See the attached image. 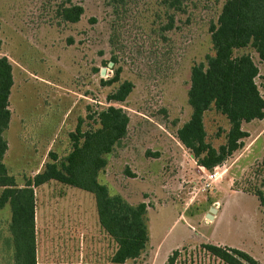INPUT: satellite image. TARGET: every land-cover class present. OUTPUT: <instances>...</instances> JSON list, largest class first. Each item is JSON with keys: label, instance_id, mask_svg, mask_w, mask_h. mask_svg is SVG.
I'll return each instance as SVG.
<instances>
[{"label": "rangeland", "instance_id": "obj_1", "mask_svg": "<svg viewBox=\"0 0 264 264\" xmlns=\"http://www.w3.org/2000/svg\"><path fill=\"white\" fill-rule=\"evenodd\" d=\"M62 1L0 0V56L13 71L3 134L9 174L21 185L50 161L49 152L57 161L67 155L78 124L94 129L99 111L119 107L129 117L127 133L106 156L98 181L130 204L144 202L149 229L145 250L125 264H165L175 249L174 264H226L203 247L207 239L264 264V213L253 194H264V117L242 124L248 134L242 145L211 171L177 138L191 113V66L214 54L210 25L224 0H189L181 10L164 0H71L84 9L76 23L54 13ZM241 54L258 67L255 83L264 99V61L251 46L234 51ZM117 69L119 80L106 83ZM123 81L132 83L131 92L123 102L109 101ZM202 120L206 141L218 148L228 120L213 106ZM34 199L40 261L110 263L117 244L101 228L91 193L50 180L34 188ZM10 221L6 204L0 210V264L21 263Z\"/></svg>", "mask_w": 264, "mask_h": 264}, {"label": "trees", "instance_id": "obj_2", "mask_svg": "<svg viewBox=\"0 0 264 264\" xmlns=\"http://www.w3.org/2000/svg\"><path fill=\"white\" fill-rule=\"evenodd\" d=\"M122 0H113V3ZM189 0H164L173 10H181ZM83 7L71 0L58 4L54 13L62 22L76 23L83 14ZM173 24L170 17L168 28ZM210 39L214 54L206 63H195L190 69L187 102L191 108L189 119L177 130L178 140L190 150L196 163L207 171L222 164L241 145L248 135L243 123L264 117V99L255 83L258 67L249 54L234 56L236 49L251 46L264 61V0H224L215 24L210 25ZM113 34L110 42H113ZM115 62V61H114ZM117 69L106 81L119 80ZM264 89V76L262 77ZM13 86L12 65L6 56H0V210L8 204L11 210L10 231L20 264H36L34 222V188L50 180L81 189L93 195L101 228L117 244L108 264H125L135 260L149 243L148 217L144 202L130 204L120 194H110L108 187L98 181L99 173L107 165L106 156L126 136L128 115L119 107L108 106L97 113L98 126L94 129L70 133L71 149L60 161L49 152L50 161L43 169L25 178L20 185L7 171L3 162L7 142L3 136L9 126L11 113L9 96ZM130 81L121 82L109 94L108 100L123 102L131 92ZM213 106L229 123L225 142L218 148L206 141L203 114ZM264 213V194L256 189ZM264 233V220L262 222ZM212 255L226 264H260L248 253L212 243L203 244ZM180 250H173L165 264H174Z\"/></svg>", "mask_w": 264, "mask_h": 264}, {"label": "crops", "instance_id": "obj_3", "mask_svg": "<svg viewBox=\"0 0 264 264\" xmlns=\"http://www.w3.org/2000/svg\"><path fill=\"white\" fill-rule=\"evenodd\" d=\"M10 124V122H9ZM5 156V154H4ZM3 162H4V158H3ZM5 164V163H4ZM32 177V176H31ZM213 218V216H212ZM34 222H35V219H34ZM188 239H184L181 241V243L177 244V246H180V245H183L187 242ZM208 243H212V244H215V245H219V246H227V247H232L231 245H228V244H225V243H221V241H211L209 239L206 240ZM36 261H37V264H55V263H49V262H44V260L40 261L39 260V256H38V251H37V247H36ZM260 263V262H259ZM60 264V263H59ZM74 264H94V263H86V262H83V263H74ZM108 264V263H106ZM261 264V263H260Z\"/></svg>", "mask_w": 264, "mask_h": 264}, {"label": "water", "instance_id": "obj_4", "mask_svg": "<svg viewBox=\"0 0 264 264\" xmlns=\"http://www.w3.org/2000/svg\"><path fill=\"white\" fill-rule=\"evenodd\" d=\"M112 65H113V62L109 61L107 66H108V67H111ZM104 72H105V68H101V69H100V74L103 75ZM210 212H215V208L211 207V208H210ZM207 217H208V218H212V215H211L210 213H208V214H207Z\"/></svg>", "mask_w": 264, "mask_h": 264}]
</instances>
